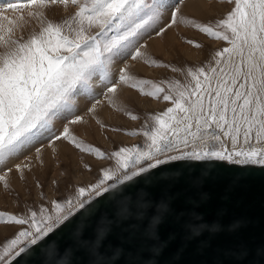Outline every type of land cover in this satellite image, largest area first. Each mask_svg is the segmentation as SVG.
Wrapping results in <instances>:
<instances>
[{
  "label": "snow or ice",
  "instance_id": "6c2138e0",
  "mask_svg": "<svg viewBox=\"0 0 264 264\" xmlns=\"http://www.w3.org/2000/svg\"><path fill=\"white\" fill-rule=\"evenodd\" d=\"M69 3L77 6L69 18L59 22L47 18L46 9ZM228 3L234 7L214 24L181 15L184 0L167 5L170 21L159 27L157 36L184 22L228 44L216 50L207 64L187 68V82L182 84L179 80L157 83L137 79L126 60L172 67L153 59L146 51L147 44L139 43L159 24L164 4L155 0H0V162L45 133L51 134L47 137L50 144L63 138L82 148L83 142L70 125L82 122L83 116L73 115L59 134L52 132L54 118L66 110L75 113L77 89L93 97L89 114L104 101L115 106L117 90L123 85L156 98L163 94L162 99L172 104L151 116V126L146 123L130 133L143 134L146 140L142 146L121 147L111 154L89 146L88 150L101 158H115L117 167L104 168L95 183L79 187L76 195L63 203L54 202L55 215L44 207L39 214L30 211L20 217L0 212V223L7 220L28 226L2 247L0 264H11L27 246L36 245L95 197L169 161L220 160L264 166V0ZM7 9L23 14L10 19L3 15ZM33 21L38 22L39 31L33 30L25 38L24 30ZM114 58L126 60L115 80L110 67ZM172 71L181 69L172 67ZM98 72L106 85L103 99L93 96L90 83ZM15 168L23 174L30 164H16ZM6 180L7 173L0 175V181Z\"/></svg>",
  "mask_w": 264,
  "mask_h": 264
},
{
  "label": "water",
  "instance_id": "95a60500",
  "mask_svg": "<svg viewBox=\"0 0 264 264\" xmlns=\"http://www.w3.org/2000/svg\"><path fill=\"white\" fill-rule=\"evenodd\" d=\"M11 264H264V166L169 161L95 197Z\"/></svg>",
  "mask_w": 264,
  "mask_h": 264
},
{
  "label": "rangeland",
  "instance_id": "374dc122",
  "mask_svg": "<svg viewBox=\"0 0 264 264\" xmlns=\"http://www.w3.org/2000/svg\"><path fill=\"white\" fill-rule=\"evenodd\" d=\"M24 2L26 1H23V3ZM149 2H152V0H149ZM175 2L176 1H174L173 3ZM199 2L211 3L213 6L211 9L206 8L204 9V11L201 10L197 12L195 10L190 9L188 7V4L187 5L183 4L181 6V15H183L188 20H194L198 23L214 24L217 20L224 18L226 14L229 11H231L232 7H234V4L228 3V0H199ZM76 7H77L76 5H73L71 3H69L66 7L60 4L53 5L49 7L48 9H46V15L48 19L59 22L73 15L74 12L76 11ZM7 10H11V9H7ZM166 10H167V13L166 15H164V10L162 9V17H161L159 24L148 35L143 36L140 39L139 43L147 44L146 51L148 55L151 56L153 59L159 60L163 62L164 64L171 65L172 67L181 69V71L174 72L172 71V67L166 68V67L155 66L150 63H145L143 60L141 64H139L141 60L131 61L130 58H126V60L130 64V69H129L130 73L133 76H135L137 79H147V80H151L157 83L161 81H165V80H179L183 84L187 82V78H186L187 68L189 67L195 68L197 66H203L207 64L211 60L212 55L214 54L216 50L222 49L223 47H227L228 44L225 41L216 40L214 38L209 37L207 34L203 33L202 31H200L198 28L194 27L191 24H187L184 22H178L176 25L172 26L173 29L172 28L168 29L165 32L166 35L163 34L160 37L165 38L167 35H169V32L171 33V31H173L174 33L177 34V37L183 43L182 45H186L187 47H190L191 49L196 50L197 53L196 54L186 53L182 49V47L179 46V43H178L173 46H170V45L167 46L166 49L170 52V56H168L167 54H165V52L159 50L158 46H156L154 42V40L157 39V37L159 38V36L156 35V31L159 29V27L167 24L170 21L171 9L166 7ZM39 27L40 26L38 22L33 21V23L30 26L26 27L24 30L25 38H27V36L33 30L39 31ZM94 31L96 30L93 29V32ZM114 34H115L114 31L108 33L109 36H112ZM149 36L151 38H149ZM188 40H192L195 43L202 45V47H196L195 44L188 43L187 42ZM126 60L120 59V58H114V62L110 66L113 80L117 78L119 68L123 67ZM99 82L100 84H98ZM90 83H91L92 90H93V96L96 97L97 99H99L98 97H102L103 99L102 94L104 91H106V85L101 81L99 72L92 77V80ZM161 86H164V85H161ZM127 87H130V90L133 91L138 97L140 98L147 97L151 101L152 104L150 103V105L148 106H143L139 103V100L132 98V101L130 102V104L126 103L125 105L120 106L121 109L123 108L122 111L121 110L120 111L122 112L123 116L127 120L125 121L109 120L108 121L106 119L104 120L102 119L104 134L105 132L108 133L109 137L113 139L114 141H116L118 137L116 135L112 136L111 133H117V134L122 133L121 135L128 137L127 139L123 140L124 142L121 141L122 139L120 138L119 145L114 144V143L113 145H109L107 144V142H102L101 141L102 137L98 135L97 133H93V136L95 138L93 136L91 138V135L88 136L86 134L80 133L77 126L70 125L73 134L78 138L79 141L83 142V146L82 148H77L75 147L74 144L70 143L67 140L66 141L73 147V149L75 150L76 154H78V156L81 155L82 166L84 164L83 168L85 169L86 172L90 174L89 178L86 177V178L76 179L74 176V173L71 172V170L69 172H66L64 169L63 171H61V175L56 177L54 176L56 172L55 170H52L53 167H51L48 170L45 177L42 179L40 177V172H38L39 169L38 170L35 169L36 171L34 173L37 175L38 177L37 179H39L40 181L39 186L37 188L35 181H32L31 178L27 179L26 176L29 173H27L26 171H23V174H21V172L15 168L16 164H25V161L21 159L24 157L27 158L26 157L27 155L19 156V154L23 153V149H24L23 148L21 149L22 151H20L18 154L12 156V158L15 159V163L13 166L7 164L8 161L10 160V157L8 158V160L0 162V175L7 173L6 182L0 181V192L4 193L3 195H5V196L2 195L3 196L2 197L0 194V212H7V213L14 214L17 217H20V216L29 215L30 211H37V213L39 214V209L41 207H44L48 209L49 214L55 215L54 202L63 203L66 199L74 197L79 187H87L89 184L95 183L102 176L103 174L102 170L104 168L115 169L117 167L115 158L110 159V158H107V156L105 158H101L94 151L88 150L89 146H91L92 148H98L106 154H111L113 152H116L121 147L131 148L133 146H142L146 140L143 134L138 133L136 135H132L130 133H132L133 130H139L143 128L146 123L149 126H151L152 124L151 116L156 113L165 111L168 107H171L172 104L170 101H165L162 99L163 94H161L160 98H156L153 96L142 94L139 88H133L130 85H127ZM119 90L121 89L119 88L117 90L116 96L120 93ZM148 90H149V87L146 86L145 91H148ZM80 91L82 92V94H85L83 97L79 95ZM92 99L93 97L89 96L82 89H77V92L74 95V101H75V106H76L75 113H70L67 110L63 112V113H69L68 118L64 121V125L67 124L68 120L73 118V115H80L78 114V112L81 109V105H80L81 101L83 100L89 101L90 102L89 107H91ZM118 105L119 104H116L115 106L118 107ZM63 113H61L60 115H62ZM129 113H132V114L129 115ZM59 116L54 118L52 122V132L55 134H59L63 130V128L60 131L55 130L58 127L56 120ZM132 116H136L137 118L133 119ZM47 137L48 136L44 137L46 140L43 139L45 141H42L40 145L43 146L47 142H49ZM127 140H129L130 142H128ZM226 142L228 143V146L231 147L230 140L226 139ZM16 156L18 157L16 158ZM72 165H73L72 161H69L68 168L70 169ZM85 165H88L89 167H85ZM55 167L59 168L60 166L57 165V166H54V168ZM8 168L12 169L11 171L12 173L7 172ZM29 169L30 168H27V170ZM14 176L19 177L18 180L15 181L16 182L15 184H13L11 180L12 177ZM22 181H25V182L21 183ZM26 227L28 226L18 225L15 222L7 221V220H5V222L0 223V250H2V247L10 239L15 238V236L18 234L20 230Z\"/></svg>",
  "mask_w": 264,
  "mask_h": 264
},
{
  "label": "bare ground",
  "instance_id": "6f19581e",
  "mask_svg": "<svg viewBox=\"0 0 264 264\" xmlns=\"http://www.w3.org/2000/svg\"><path fill=\"white\" fill-rule=\"evenodd\" d=\"M23 1H26V0H19V2H21V3H23ZM174 1H176V0H155V2L157 4H164L166 7H167V5L172 4ZM12 2L15 3V2H17V0H12ZM184 2H185L184 5L188 4V7L190 9L195 10L197 12L201 11V10L204 11V9H206V8L211 9L213 6L211 3H201V2H199V0H184ZM166 7L163 8L164 15H166V13H167ZM22 14L23 13H21L17 10H14V9L5 10L3 13V15L7 16L10 19H15ZM154 42H155L156 46H158V49L165 52V54H167L168 56H170V52L166 49L167 46L168 45L173 46V45L178 44V43H179V46H181L182 49L186 53H194V54L197 53L196 50H193L190 47H187L186 45H182L183 43L181 42V40H179V38L177 37V34L174 33L173 31H171V33L169 32V35H167L165 38L160 37V36H159V38L157 37V39H155ZM142 62L143 61L141 60V62H139V64H141ZM98 84H100V82ZM120 89L122 91L119 90L120 93L116 96V104H119L118 107L111 105V104H108L107 101H104V103L97 106L96 112L94 114H89L87 110L89 108L90 102L87 100H86L87 102L84 100L81 101V103H80L81 109L78 112V114H80V116H83L84 120L80 123L73 124L71 126H77L80 133L86 134L88 136L91 135V138L93 136V133H97L98 135H100L102 137L101 141L107 142V144H109V145H113V143L119 145L120 144V140H119L120 138L122 139L121 141L127 139L128 137L121 135L122 133L121 134L111 133L112 136L116 135L118 137L116 141L111 139L109 137L108 133L105 132V134H104L102 119L103 120L106 119L108 121L109 120H111V121H125L127 119L123 116V114L121 112L123 109V108L121 109V107H120L121 105L123 106L126 103L130 104V102L132 101V98L139 100V103L143 106L150 105L151 101L147 97H146L147 99L142 98V97L141 98L138 97L133 91L130 90V87H127V85L121 86ZM79 95L81 97H83L85 94H82V92L80 91ZM98 98L102 99V97H98ZM156 100H158V99H156ZM91 101H92V103L94 102L93 99ZM68 114L69 113H63L62 115H60L57 118L56 122H57L58 127L55 130L60 131L63 128L64 121L68 118ZM118 133H120V132H118ZM49 135H51V134L45 133L44 137L49 136ZM44 137L38 139L37 141H35L32 144L25 147L23 149L24 154L23 153L19 154V156L27 155L26 156L27 158L24 157L21 160H24L25 164H30L29 170L24 169V171L29 173L26 176L27 179L31 178L32 181H35L37 188H38L40 181H39V179H37L38 177L34 172L39 169L38 172H40V177L43 179L51 167H53L52 170H55L56 173L54 174V176H56V177L60 176L61 171H63V169H64L66 172H69L71 170V172L74 173V176L76 179H81V178H86V177L89 178L90 174L88 172H86L85 169L83 168L84 164L82 166L81 155L78 156V154H76L73 147L66 140L61 139L58 142L56 141L54 144H50L49 142H47L45 145L42 146V145H40V143H42V141L46 140ZM43 139H45V140H43ZM127 141L130 142L129 140H127ZM37 148L41 149V151L39 153L36 152ZM17 157L18 156H16V158ZM69 161H72V164H73L70 169L68 168ZM14 163H15V159L10 157V160L8 161L7 164L13 166ZM57 165H59L60 167L54 168V166H57ZM28 171H30V172H28ZM54 176H53V178H54ZM18 178H19L18 176L12 177V179H11L12 183L15 184L16 183L15 181L18 180ZM23 182H25V181H22L21 183H23ZM0 194L2 196L4 193L0 192ZM3 196H5V195H3ZM5 203H6V201H5Z\"/></svg>",
  "mask_w": 264,
  "mask_h": 264
}]
</instances>
